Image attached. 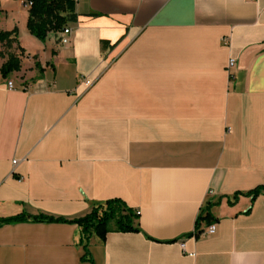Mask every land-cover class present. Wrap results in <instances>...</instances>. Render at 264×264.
<instances>
[{
    "label": "crops",
    "instance_id": "crops-1",
    "mask_svg": "<svg viewBox=\"0 0 264 264\" xmlns=\"http://www.w3.org/2000/svg\"><path fill=\"white\" fill-rule=\"evenodd\" d=\"M76 12L69 43L41 41L26 1L0 0L22 61L0 70V264H86L77 223L2 220L75 219L112 198L140 230L94 234V264H264V191L250 193L264 184V0Z\"/></svg>",
    "mask_w": 264,
    "mask_h": 264
},
{
    "label": "trees",
    "instance_id": "trees-1",
    "mask_svg": "<svg viewBox=\"0 0 264 264\" xmlns=\"http://www.w3.org/2000/svg\"><path fill=\"white\" fill-rule=\"evenodd\" d=\"M32 2L29 7V17L27 27L30 33L41 41H45L49 34L55 33L57 40L61 41L60 32L69 25V23L78 19L76 12V0H25ZM19 30L0 31V45L6 44L7 47L18 42ZM23 49L21 48V53ZM21 68V60L18 54L12 53L9 58L1 66V74L4 78L10 76L14 71ZM264 191V184L257 186L250 193L258 195ZM137 214L129 207L121 198H112L105 202L95 204L91 211L79 218L66 219L62 217H54L46 214L26 216L19 214L17 216L3 219V222H19V221H36V222H53L65 221L77 223L83 233V241L85 254L82 258L86 264H94L88 250L90 238L96 234L101 239H104L107 232L113 228L117 230H136L140 228L136 223ZM201 219L210 222V215L201 216L197 220V224ZM114 226V227H113Z\"/></svg>",
    "mask_w": 264,
    "mask_h": 264
},
{
    "label": "built area",
    "instance_id": "built-area-1",
    "mask_svg": "<svg viewBox=\"0 0 264 264\" xmlns=\"http://www.w3.org/2000/svg\"><path fill=\"white\" fill-rule=\"evenodd\" d=\"M27 6H31L32 2L30 1H26ZM70 33H71V28L66 26L61 32H60V37H61V42L63 44H67L70 41ZM236 65V62L234 59H230L229 63H228V69H232L234 66ZM87 83L90 84L91 81L87 80ZM7 86L9 88H15V83L12 79H9L7 81ZM17 160H14V163H16ZM138 214L140 213L139 211L137 212ZM216 231V225L215 224H210L203 232V235H210L215 233ZM181 246L183 247V249H185V243H181Z\"/></svg>",
    "mask_w": 264,
    "mask_h": 264
},
{
    "label": "rangeland",
    "instance_id": "rangeland-1",
    "mask_svg": "<svg viewBox=\"0 0 264 264\" xmlns=\"http://www.w3.org/2000/svg\"><path fill=\"white\" fill-rule=\"evenodd\" d=\"M17 43V42H16ZM15 44V43H14ZM14 44L12 45V47H7V45L6 44H1L0 45V57H5V61L9 58V56L12 54V53H14V54H17V53H15V52H12V51H10L13 47H14ZM19 57H20V55H19ZM20 60H21V58H20ZM4 61V62H5ZM3 62V63H4ZM2 63V64H3ZM21 68H22V61H21ZM21 68H20V70H21ZM19 71V70H18ZM15 72H17V71H14V72H12L11 74H10V76L13 74V73H15ZM9 76V77H10ZM8 78V77H7Z\"/></svg>",
    "mask_w": 264,
    "mask_h": 264
}]
</instances>
